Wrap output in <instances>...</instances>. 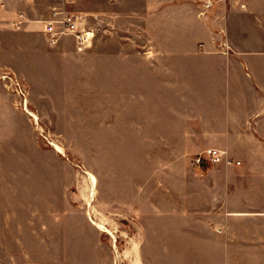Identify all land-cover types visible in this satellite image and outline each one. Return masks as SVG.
I'll list each match as a JSON object with an SVG mask.
<instances>
[{
    "label": "crops",
    "instance_id": "obj_1",
    "mask_svg": "<svg viewBox=\"0 0 264 264\" xmlns=\"http://www.w3.org/2000/svg\"><path fill=\"white\" fill-rule=\"evenodd\" d=\"M12 1L0 3L9 25L25 13ZM75 1L54 2L48 16ZM205 2H98L102 20L133 16L129 44L143 46L114 54L128 68L114 65L109 85H125L129 139L148 148L143 171L130 170L129 203L143 206L138 235L150 239L140 251L159 252L155 264H264V0ZM213 147L225 160L192 164Z\"/></svg>",
    "mask_w": 264,
    "mask_h": 264
},
{
    "label": "rangeland",
    "instance_id": "obj_2",
    "mask_svg": "<svg viewBox=\"0 0 264 264\" xmlns=\"http://www.w3.org/2000/svg\"><path fill=\"white\" fill-rule=\"evenodd\" d=\"M58 1H12L25 26L0 18V264H155L159 252L140 251L143 206L129 203L148 148L129 139L125 85L110 87L114 65L128 68L114 54L143 48L129 44L138 22L76 0L66 11L95 31L91 44H51L42 22Z\"/></svg>",
    "mask_w": 264,
    "mask_h": 264
},
{
    "label": "built area",
    "instance_id": "obj_3",
    "mask_svg": "<svg viewBox=\"0 0 264 264\" xmlns=\"http://www.w3.org/2000/svg\"><path fill=\"white\" fill-rule=\"evenodd\" d=\"M3 0H0V3ZM214 0H206L204 10L212 8ZM20 19L13 21V26L20 27L23 24V12L19 13ZM43 31L51 44H57L63 36L70 35L75 39L79 49L89 46L95 36V31L82 27L80 16L77 13L55 7L50 18L44 19ZM226 151L221 148H208L193 157L192 162L196 166H208L225 160Z\"/></svg>",
    "mask_w": 264,
    "mask_h": 264
}]
</instances>
